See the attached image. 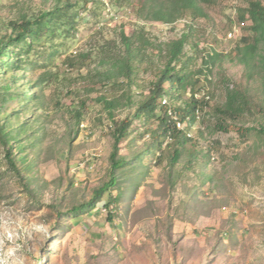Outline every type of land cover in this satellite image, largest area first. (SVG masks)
<instances>
[{
    "label": "rangeland",
    "instance_id": "1",
    "mask_svg": "<svg viewBox=\"0 0 264 264\" xmlns=\"http://www.w3.org/2000/svg\"><path fill=\"white\" fill-rule=\"evenodd\" d=\"M245 1L214 0L205 10L209 18L196 22L195 40L221 57L197 86L202 89L198 97L204 93L209 103L196 122L186 124L190 141L179 163L170 169L168 151L157 160L159 152L149 149L156 119L134 121L121 146L128 165L119 172V185L92 211L74 219L64 216L68 209L88 202L109 180L112 121L96 99L115 96L117 88L94 84L102 47L117 39L119 22L128 33L137 25L164 44L178 37L184 25L136 21L133 1L122 9L106 4L97 17L78 12L73 38L56 34L46 46L36 44L26 57L31 67L9 73L2 68L0 122L7 118L13 130L25 125L18 136L24 147L18 157L25 158L19 169L35 200L11 171L0 144V264H264V146L253 151L251 137L243 142L233 133L215 132L211 117L224 101L222 77L260 96L234 59L242 30L235 27L228 37L236 23L234 6ZM49 4L0 0V36L9 21L46 11ZM82 53L89 54L84 61ZM201 66V55L190 62L193 70ZM137 75L129 92L133 105L116 109L115 121L132 115L147 95L152 77ZM37 81L36 91L43 87V109L28 100L29 92L22 102L24 87ZM7 84L15 98L4 102ZM80 100L86 110L76 126L73 115ZM110 197L117 202L108 221L104 205Z\"/></svg>",
    "mask_w": 264,
    "mask_h": 264
},
{
    "label": "trees",
    "instance_id": "2",
    "mask_svg": "<svg viewBox=\"0 0 264 264\" xmlns=\"http://www.w3.org/2000/svg\"><path fill=\"white\" fill-rule=\"evenodd\" d=\"M41 1L43 5L50 2L48 10L31 16L22 15L7 23L6 33L0 36V71L3 68L9 73L19 71L23 67H31L32 63L26 61V57L36 44L44 47L54 40L56 34L73 38L78 24V12L97 17L101 12L106 11V4L108 7L122 9L133 1L134 3L130 5L134 7H132L134 9L132 16L136 21L162 23L168 27H172L177 22H182L184 25L178 37L164 44L155 43L143 32L144 29L137 25H134L131 28L132 31L128 33L125 25L119 22L120 25L114 29L117 31V39L102 47L106 48L100 56L98 68L101 69L95 70L94 76L97 80L94 84L103 86L111 84L112 87L117 88L115 96H99L96 99V102L107 110L112 121L109 180L94 191L88 202L72 205L68 209L64 216L74 219L92 211L105 194H109L119 185V172L128 165L126 159L120 155L121 146L134 121L156 119L158 126L149 149L151 148L154 153L159 152L157 160H160L162 154L168 151L170 169L179 163L184 147L190 140L184 131L177 130L174 118L185 125L199 119L209 103V98L204 93L203 96L198 97L202 89L197 86L203 76L204 79H208V75L204 73L209 72L211 65L219 62L218 58L221 57L210 47H201L194 38L199 28L196 22L209 18L205 10L214 6V0ZM234 15L236 23H233V26H238L242 30L240 41L234 49V59L243 66V77L255 84V89L260 96L255 98L248 88L240 84H230L228 78L222 77L220 82L224 85L225 96L223 103L213 109L211 116L213 130L224 134L233 133L243 142L251 137L254 140L251 148L255 151L258 146H264V4L261 0H246L243 5L234 6ZM247 23L250 26L245 34ZM70 33L72 35H68ZM151 53H154L152 57ZM88 55V53L80 54L81 61L86 60ZM200 55L202 66L197 70L191 69L190 62ZM219 69L222 70L221 66ZM139 72L152 77L147 95L136 105L132 115L129 113L125 118L115 121L113 113L116 109L120 106L129 108L133 105L129 92L137 81ZM38 85L37 81L33 83V87H24L22 102H26L25 94L29 92L28 100L35 103L39 109H43L44 100L41 95L43 87L36 91ZM11 86L7 84L3 87L7 94L3 99L4 102L15 98L9 93ZM164 98L167 99L165 105L161 103ZM78 105L79 108L73 115L76 126L79 125L82 114L86 110V102L80 100ZM7 122V118L3 123L0 122V144L5 150V158L11 171L22 180L23 189L30 194L32 200H35L34 189L31 188L27 179L21 176L19 169V164L25 162V158L18 157V154H22L24 150L21 145L23 140L18 139V136L23 132L25 125L23 124L18 130H13L8 129ZM166 140H171V144L167 143L162 147V143ZM17 146L18 152L15 154L14 150ZM193 160H196V157ZM193 160L187 161L189 167H192ZM206 179L213 181V178L208 176ZM218 186L222 187V184L218 183ZM116 202L117 198L110 197L104 205L108 209V221L112 220V206Z\"/></svg>",
    "mask_w": 264,
    "mask_h": 264
},
{
    "label": "built area",
    "instance_id": "3",
    "mask_svg": "<svg viewBox=\"0 0 264 264\" xmlns=\"http://www.w3.org/2000/svg\"><path fill=\"white\" fill-rule=\"evenodd\" d=\"M233 31H234V32L228 34V37H229V38L232 36L233 33H234V34L236 33V28H235V27H234ZM161 103H162L163 105L167 104V99H166V98L162 99V102H161ZM174 121H175V124H176V128H177V130H180V131H184V132H185V129H186L185 127H186V125H185L184 123L178 121L176 118H174ZM185 133H186V132H185Z\"/></svg>",
    "mask_w": 264,
    "mask_h": 264
}]
</instances>
